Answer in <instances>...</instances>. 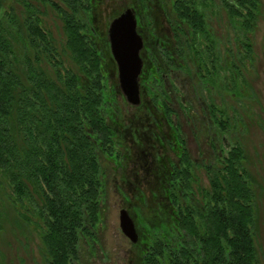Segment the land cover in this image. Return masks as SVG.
Listing matches in <instances>:
<instances>
[{
  "label": "trees",
  "instance_id": "trees-1",
  "mask_svg": "<svg viewBox=\"0 0 264 264\" xmlns=\"http://www.w3.org/2000/svg\"><path fill=\"white\" fill-rule=\"evenodd\" d=\"M100 1L38 0L61 18L60 45L29 3L20 19L0 0V195L8 189L16 202L39 201L45 264L77 260L80 240L98 221L104 194L100 156L116 165L121 157L117 149L126 102L114 76L107 34L95 23ZM138 1L130 8L140 15L148 8ZM224 4L251 56L248 35L256 26L259 0ZM120 13L114 12L111 20ZM156 43L150 45L154 63L145 62L141 72L143 101L134 109L149 120L153 114L165 115L170 124L174 111L162 74L185 68L175 64L168 38ZM195 48L194 41L187 47L178 42L181 58L185 49ZM229 71L235 84L242 74L235 61ZM204 109L217 118L214 105ZM173 132V139L157 138L183 147L179 130ZM225 150L221 164L215 153L214 163L200 165L182 148L178 163L166 166L150 188L154 205L142 204L149 211L144 224L148 239L139 254L149 260L145 264H258L253 184L245 153L239 145Z\"/></svg>",
  "mask_w": 264,
  "mask_h": 264
},
{
  "label": "rangeland",
  "instance_id": "rangeland-1",
  "mask_svg": "<svg viewBox=\"0 0 264 264\" xmlns=\"http://www.w3.org/2000/svg\"><path fill=\"white\" fill-rule=\"evenodd\" d=\"M161 1L168 12L171 0ZM25 2L37 10L39 19L61 45L63 43L62 21L50 7L40 4L38 0H4V6L5 9L11 7L15 15L21 19L26 8ZM132 2L133 0H101L99 8L96 9L95 23L98 31L107 34L113 13L122 12L130 7ZM154 2L156 3V0ZM260 4V15L250 37L253 54L248 57L241 43L243 34L234 29L232 21L228 19L226 11L224 12L223 32L219 43L220 51L225 58L223 105H221L224 107V119H222L224 132L221 131L223 126L219 129L215 123L209 121L206 123L202 120L203 116H200L201 120L199 117L196 118L195 123L190 120L189 126L182 120L181 125L182 129L188 132L190 156L195 163H204V160L210 156L206 152V146L212 139H216L217 133L222 132L219 137H224L225 151L235 145L243 149L245 167L253 184L255 206L253 233L256 260L258 264H264V61L262 59L264 0H260ZM145 6L154 18L158 16L154 4H148V6L145 4ZM234 61L241 67L242 73L237 74L235 84L231 81L232 72L229 71L230 64ZM114 76L117 80L116 69ZM234 87L237 91H233ZM178 89L183 91L184 86L178 85ZM183 102L184 100L181 103ZM174 108L181 115L186 112L196 116L201 114L199 112L201 105L197 106L196 101L188 107L187 111L182 104L179 106L176 104ZM122 114L123 120L131 119L137 124V116L143 121L146 117L127 103L122 104ZM204 124L208 125L211 132H201L205 130ZM196 129L199 130L197 134H195ZM117 150L121 155L119 165H116V162L113 163L112 158L100 156L104 194L100 199L98 221L90 227L89 236L80 240L77 260L74 264H131L127 263L128 260L135 257V249L130 248L129 242L120 231L118 215L123 208L127 209L132 217L131 212L135 214L136 210L141 212L143 209L148 213L145 206L142 207L143 198L139 195L145 194V204L153 206L150 188L154 186V180L143 178L144 171L135 162L134 153L126 151L124 147ZM198 175L201 183L207 184L205 173L200 171ZM37 203H39L37 199L34 202L35 206L27 201L16 202L8 189L0 195V264H45L47 261V254L41 242L43 222L38 213ZM141 215L145 218L143 211ZM135 223L136 227L142 231L141 224Z\"/></svg>",
  "mask_w": 264,
  "mask_h": 264
},
{
  "label": "flooded vegetation",
  "instance_id": "flooded-vegetation-1",
  "mask_svg": "<svg viewBox=\"0 0 264 264\" xmlns=\"http://www.w3.org/2000/svg\"><path fill=\"white\" fill-rule=\"evenodd\" d=\"M224 1L225 0H171L170 9L168 12H166V7L163 5V2L161 0H156V3L154 2V0L153 1L150 0L148 2L146 1L145 4L147 6L148 4L150 5L154 4L156 13H158L157 15L159 16L155 18L152 16V13L148 11V9L142 10L140 15H137L135 11L130 7L124 9V10L131 9L135 14L137 20V32L142 38V42H143V47L139 53L142 61V68L145 62L149 64L154 63L149 60L150 59L149 55L151 53L150 45L156 42L159 43L160 40L166 38H168L169 41H171V47H172L171 54L175 64L179 66L182 65L185 68V70L183 71L175 68L171 70L167 75L162 74L163 78L161 83L164 84L166 80L169 83L168 84L170 88L168 94L169 102L174 111V113L170 115V118L172 120L170 124L166 122L165 115L153 114L149 116L150 118H152V120L145 119L143 121L142 119H140V117L137 116L136 122H138V124L135 123V121L128 119L127 121L124 120L122 125L124 127L121 130L122 138L120 141V145H118L119 146L118 148L124 147L126 151L128 150L130 153H134V156L136 158L135 162H137L138 165H140V167L144 171L143 178L145 179L149 178L151 179V181L154 180V184L158 183L160 179V175L163 172V170L166 168V166L178 163V158L180 157L177 155V152L179 151L182 152V148L190 156V150L188 146V136H187L188 132L182 129V125H181L182 120H184L186 125L189 126L188 123L190 122V120H193L195 123L196 118L198 119L199 117L201 120V117L203 116L202 120H204L206 123H208V121L211 123H215L216 126H219V129L223 126L222 119H224V107H222L221 105H223L222 104L223 91H224L223 72L225 70V58L223 56V53L220 51L219 43L223 32L224 12L226 11ZM260 10H261V4H260ZM226 14L228 16L227 12ZM157 18H159V20ZM228 19L232 21L234 29L237 31L236 28L237 26L235 25L233 19H231L229 16ZM254 30L255 28L253 29V32ZM253 32L250 35H248L249 39H251L250 37L253 34ZM179 40L185 41V47H187L188 44L194 41L196 46L195 51L193 52V51H189V49H185L186 51L184 52V58H181L178 53ZM252 54H253V50L251 55ZM157 60L158 62L156 63H159V59ZM236 68L238 71H241V67L238 66L237 64H236ZM115 69L117 74L116 64H115ZM193 72H195V76L193 77L195 78L194 79L195 81L192 79ZM140 77H141V73L138 79L139 89H140V104H141L143 99H142V91L140 85L141 84ZM178 85L184 86V90L180 91L178 89ZM142 86L145 87L146 84H143ZM120 94L125 101V98L123 97L121 91ZM182 100H184L183 103H181ZM194 101H196L197 106L201 105V111H199L201 114L197 116L192 114H187V112L184 115H181L174 108L176 104L177 106L182 104L187 111L188 107L192 106V103H194ZM209 105H214L217 108V110H219L216 113L217 118H212L210 116V112L204 109L206 108V106ZM129 106L133 109L138 107L131 105ZM169 127H173L174 128L173 131H175L176 129L179 130L183 139V147L176 146L175 142L173 143V145H167L164 139L159 140L157 138V137L165 138L172 136L173 139L174 132L171 131ZM203 128H205V130L203 129L201 132L204 131H206L207 133L211 132L208 129V125L206 126L204 124ZM197 131L199 130L196 129L195 134H197ZM221 133L216 134L215 140L212 139L210 142H208L209 145L206 146V152H208L210 156L207 158V160H204L205 164H207L209 160L213 161L214 163L215 153H217L218 155L220 164L222 163L224 157V150L226 149V147L224 143V137H219ZM205 137L207 136L205 135ZM126 140H128L127 143ZM160 163L162 166L159 165ZM197 164L202 165L203 163L197 162ZM206 182H207V178H206ZM143 203L145 204V201H143ZM133 209L135 208H132V210ZM142 211L145 214V218L141 215ZM142 211L139 212L138 210H136L135 214L131 212L133 215L132 217L129 211L127 210L128 214L131 216L133 220L136 233L138 236V240L135 243L130 242L125 237L126 240L129 242L130 248L133 250L135 249L134 251L135 257L130 258L127 262L131 264H145L146 262L149 261L146 258L139 257L141 249L145 248L146 240L148 239L146 237L147 230L145 229V225L147 223L146 222L147 212H145L143 209ZM135 222L141 224L142 231H140L136 227Z\"/></svg>",
  "mask_w": 264,
  "mask_h": 264
},
{
  "label": "water",
  "instance_id": "water-1",
  "mask_svg": "<svg viewBox=\"0 0 264 264\" xmlns=\"http://www.w3.org/2000/svg\"><path fill=\"white\" fill-rule=\"evenodd\" d=\"M111 56L117 68L119 89L127 104H140L139 75L142 69L140 50L142 38L137 32V20L131 9L124 10L111 20L107 30ZM264 60V49L262 52ZM119 228L130 242L138 240L136 229L127 210L121 209L118 215Z\"/></svg>",
  "mask_w": 264,
  "mask_h": 264
}]
</instances>
